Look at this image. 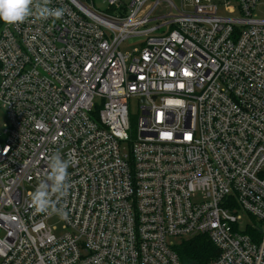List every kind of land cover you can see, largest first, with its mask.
Listing matches in <instances>:
<instances>
[{
	"label": "built area",
	"instance_id": "obj_1",
	"mask_svg": "<svg viewBox=\"0 0 264 264\" xmlns=\"http://www.w3.org/2000/svg\"><path fill=\"white\" fill-rule=\"evenodd\" d=\"M100 1L0 25V264H181L169 237L200 234L205 264H264L258 0ZM57 152L59 234L30 205Z\"/></svg>",
	"mask_w": 264,
	"mask_h": 264
},
{
	"label": "clouds",
	"instance_id": "obj_2",
	"mask_svg": "<svg viewBox=\"0 0 264 264\" xmlns=\"http://www.w3.org/2000/svg\"><path fill=\"white\" fill-rule=\"evenodd\" d=\"M50 3L51 0H0V22L15 25L33 15L42 20L62 18L65 9L51 8ZM72 163L71 158L63 159L59 152L48 158L45 178L30 193V205L36 213H53L67 219V212L58 205L72 187L67 171Z\"/></svg>",
	"mask_w": 264,
	"mask_h": 264
},
{
	"label": "trees",
	"instance_id": "obj_3",
	"mask_svg": "<svg viewBox=\"0 0 264 264\" xmlns=\"http://www.w3.org/2000/svg\"><path fill=\"white\" fill-rule=\"evenodd\" d=\"M84 2L86 0H79ZM2 22H0V25ZM247 232L250 233L249 230ZM174 249L181 264H205L218 255V249L206 235L182 238Z\"/></svg>",
	"mask_w": 264,
	"mask_h": 264
},
{
	"label": "rangeland",
	"instance_id": "obj_4",
	"mask_svg": "<svg viewBox=\"0 0 264 264\" xmlns=\"http://www.w3.org/2000/svg\"><path fill=\"white\" fill-rule=\"evenodd\" d=\"M87 2H88V0L84 1L83 3H87ZM94 4H95V7L99 10H103L106 8V4L102 3L100 0H94ZM219 13L225 14V15H233L232 13H229V12L223 10L222 8H219ZM253 13L257 17H264V0H258L257 1V4L254 8ZM133 46H134L133 42L126 41V42H123L121 44L120 48L122 50H127V51L129 50L130 51ZM128 109H129V119H130L129 135H130V137H132L134 139L136 137L137 119H138V116L140 114L138 100L135 98H130L128 101ZM244 218H246V217L244 216ZM47 223L51 227H53V231L56 234L61 233L63 223H62V220L59 216H53V217L49 218ZM181 239H182V237H180V236L169 237V240H171L175 244L178 243Z\"/></svg>",
	"mask_w": 264,
	"mask_h": 264
},
{
	"label": "water",
	"instance_id": "obj_5",
	"mask_svg": "<svg viewBox=\"0 0 264 264\" xmlns=\"http://www.w3.org/2000/svg\"><path fill=\"white\" fill-rule=\"evenodd\" d=\"M76 1H78V0H76Z\"/></svg>",
	"mask_w": 264,
	"mask_h": 264
}]
</instances>
